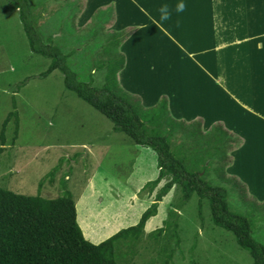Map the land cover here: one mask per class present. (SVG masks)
Masks as SVG:
<instances>
[{"label":"rangeland","instance_id":"374dc122","mask_svg":"<svg viewBox=\"0 0 264 264\" xmlns=\"http://www.w3.org/2000/svg\"><path fill=\"white\" fill-rule=\"evenodd\" d=\"M30 3L42 39L51 36L64 54L73 51L68 68L95 87L104 78L94 66L101 45L111 34L134 30L118 50L127 60L119 84L135 88L144 107L164 96L175 119H200L203 132L214 125L228 131L234 144L226 176L245 200L231 181L220 183L211 172L205 179L227 191L230 210L251 218L252 236L264 245V0ZM164 6L168 19L160 21ZM49 63L29 50L17 12L0 0V133L15 113L0 137V188L47 199L68 192L93 244L135 225L156 203L135 246L119 245L120 264H163L171 240L165 231L151 234L166 222L176 223L178 235L168 264H251L233 235L212 223L206 200L200 216L198 198L180 205L176 185L155 201L166 182L147 187L157 177L156 153L114 132L107 118L65 89L59 70L39 77Z\"/></svg>","mask_w":264,"mask_h":264},{"label":"trees","instance_id":"16d2710c","mask_svg":"<svg viewBox=\"0 0 264 264\" xmlns=\"http://www.w3.org/2000/svg\"><path fill=\"white\" fill-rule=\"evenodd\" d=\"M6 2L18 14L29 50L50 60L39 77L59 70L65 89L107 118L114 132L123 133L135 145L156 153L157 177L147 187L152 190L161 180L166 182L156 193L155 201L176 185L181 193L180 205L193 195L198 198L200 216L201 201L206 200L212 223L233 235L237 245L248 252L251 264H264V245L252 236L251 218L231 211L227 191L205 179L211 172L220 183L231 181L240 199L245 200V192H240L237 182L226 176L225 169L230 162L227 153L234 144L228 131L214 125L212 131L203 132L200 119L190 122L175 119L164 96L154 105L144 107L137 95L125 91L119 84L118 75L126 59L118 50L134 30L111 34L101 45L94 66L103 70L104 78L103 84L95 87L90 82L78 80L68 68L66 59L73 51L64 54L53 44L51 36L42 39L37 28L38 16L33 13L30 0ZM14 115L11 112L5 118L0 137ZM155 212L156 203H153L135 225L93 244L84 238L76 222L75 206L68 192L47 199L0 188V264H120L117 261L121 259L117 251L119 245L131 250L139 241L146 221ZM172 216H176L175 211ZM164 231L171 240L163 260V264H168L178 244L176 223L166 222L165 229H156L151 235L157 238Z\"/></svg>","mask_w":264,"mask_h":264},{"label":"clouds","instance_id":"9594fccd","mask_svg":"<svg viewBox=\"0 0 264 264\" xmlns=\"http://www.w3.org/2000/svg\"><path fill=\"white\" fill-rule=\"evenodd\" d=\"M182 10H183V5L182 4L178 5L177 8H176V11L179 12V11H182ZM159 12H160V16H159L160 21H164V20L168 19L169 13H168V10H167L166 6L162 7L159 10Z\"/></svg>","mask_w":264,"mask_h":264},{"label":"crops","instance_id":"0c3cea01","mask_svg":"<svg viewBox=\"0 0 264 264\" xmlns=\"http://www.w3.org/2000/svg\"><path fill=\"white\" fill-rule=\"evenodd\" d=\"M126 61H127V60H126ZM126 63H127V62H126ZM125 65H126V64H125ZM124 68H125V66H124ZM123 70H124V69H123ZM119 82H120V81H119ZM121 87H122V86H121ZM122 88H123V87H122ZM124 89H125V88H124ZM128 90H129V92H130L131 94H132V93H135V91H136L135 88H133V89H132V88H128ZM135 95H136V94H135ZM140 99H141V98H140ZM154 100H155V99H154ZM154 100H153L152 102H154ZM198 102L200 103V101H196L195 104L198 103Z\"/></svg>","mask_w":264,"mask_h":264}]
</instances>
